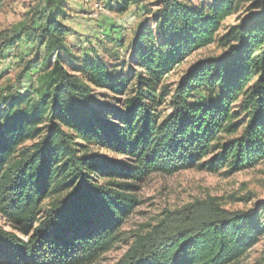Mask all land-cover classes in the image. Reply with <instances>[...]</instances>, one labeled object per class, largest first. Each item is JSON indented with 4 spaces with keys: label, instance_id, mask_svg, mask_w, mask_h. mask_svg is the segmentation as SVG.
I'll list each match as a JSON object with an SVG mask.
<instances>
[{
    "label": "trees",
    "instance_id": "1",
    "mask_svg": "<svg viewBox=\"0 0 264 264\" xmlns=\"http://www.w3.org/2000/svg\"><path fill=\"white\" fill-rule=\"evenodd\" d=\"M158 3L162 40L136 55L129 76L70 55L65 0H38L28 25L0 34V50L26 34L44 51L37 88L0 99V217L11 228L0 226V264H92L123 240L149 176L231 175L264 159V0ZM144 38L137 31L132 48ZM214 43L219 54L193 61L172 88L164 83L175 64ZM260 209L196 199L134 235L114 264H238L264 235Z\"/></svg>",
    "mask_w": 264,
    "mask_h": 264
},
{
    "label": "rangeland",
    "instance_id": "2",
    "mask_svg": "<svg viewBox=\"0 0 264 264\" xmlns=\"http://www.w3.org/2000/svg\"><path fill=\"white\" fill-rule=\"evenodd\" d=\"M128 1V9L120 13L117 12L121 5L119 0H65V23L71 29L66 36L67 43L72 47L70 55L80 57L86 53L97 61L106 62L116 76H129V66L136 61V55L160 44L162 37L157 32L155 18L159 0ZM182 1L195 8L210 2ZM37 3L38 0H0V34L4 31L11 34L19 31L22 25H28L30 11ZM109 5L114 7L109 13L98 10L99 6L109 8ZM237 15L227 18L223 27L234 23ZM43 17L36 25L42 23ZM137 31H143L145 38L134 42L132 48ZM222 32L223 28L219 34ZM15 40L0 50V99L7 90L26 88L31 84L32 88H37V56H43V48L37 52L34 35L22 34ZM1 41L0 36V44ZM221 51L222 48L214 43L191 53L175 64L174 69L164 77V83L172 88V84L193 61L217 55ZM34 58V63L22 73L25 64ZM78 60V64L86 62L81 58ZM99 92L107 94L106 101H111V91L106 89ZM135 195L138 204L121 228L123 240L92 264H114L126 251L134 235L146 232L165 212L180 209L196 199L215 197L221 206L230 210L261 205L260 212L264 219V159L252 168L231 175H226L224 171L209 173L197 169L183 170L173 175L153 174L139 184ZM0 226L11 230L1 217ZM238 264H264V235Z\"/></svg>",
    "mask_w": 264,
    "mask_h": 264
},
{
    "label": "built area",
    "instance_id": "3",
    "mask_svg": "<svg viewBox=\"0 0 264 264\" xmlns=\"http://www.w3.org/2000/svg\"><path fill=\"white\" fill-rule=\"evenodd\" d=\"M98 10L104 11L105 13H109V11L105 7H102V6H99Z\"/></svg>",
    "mask_w": 264,
    "mask_h": 264
},
{
    "label": "crops",
    "instance_id": "4",
    "mask_svg": "<svg viewBox=\"0 0 264 264\" xmlns=\"http://www.w3.org/2000/svg\"><path fill=\"white\" fill-rule=\"evenodd\" d=\"M69 34H70V33H69ZM69 34H68V35H69ZM123 34H124V33H123Z\"/></svg>",
    "mask_w": 264,
    "mask_h": 264
}]
</instances>
